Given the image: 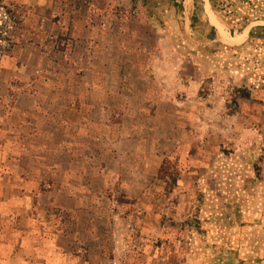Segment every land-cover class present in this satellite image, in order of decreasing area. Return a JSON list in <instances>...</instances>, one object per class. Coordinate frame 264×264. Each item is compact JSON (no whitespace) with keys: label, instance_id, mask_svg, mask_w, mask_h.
Returning <instances> with one entry per match:
<instances>
[{"label":"rangeland","instance_id":"374dc122","mask_svg":"<svg viewBox=\"0 0 264 264\" xmlns=\"http://www.w3.org/2000/svg\"><path fill=\"white\" fill-rule=\"evenodd\" d=\"M175 1L179 0H0V130L21 131L12 140L0 132V147L9 140L8 149H24L31 141L27 136L31 120L17 119L15 112L31 108L35 100L44 103L40 97L44 86L31 84L36 73L52 82L60 74L67 86L78 83L89 98L96 54L107 70L111 64L103 61L107 53L114 59L128 55L161 59L160 78L153 80L146 65L131 82L126 81L135 93L118 97L133 106L141 101L135 90L149 86L154 91L151 85L157 82L165 86L168 105L188 115L195 111L198 118L192 123L189 118L184 123L176 120L164 140L154 134L141 136L139 144L147 154L164 152L151 166L152 176L132 177L144 187L141 195L122 191L116 172L108 187L96 191L104 207L88 208L90 213L118 212L117 206L106 201L109 197L116 205L125 204L118 213L126 214V222L121 221L125 223L120 233L122 254L102 250L108 239L97 238L93 245L102 254L96 255V264H264V0H210L215 22L224 32L252 33L241 47L210 33L201 0H180V8ZM149 11L156 21L149 19ZM182 12L193 24L191 29H184ZM164 59L173 60L179 68L172 73ZM20 65L24 69L13 77L11 70ZM100 80L94 83L108 86L109 79ZM114 81L118 86L123 79ZM190 87L196 89L194 94ZM48 88L49 84L43 95L49 94ZM245 90L249 99L241 98ZM102 99L100 110L86 111L84 121L73 129L71 123L60 121V109L51 114L57 123L51 127L54 133L66 128L83 133L76 160L87 175L97 176L106 166L91 146L114 150L122 130L115 124L122 115L111 109L120 108V102ZM191 99H199V104ZM148 104L146 113L156 112L153 102ZM70 107L74 109L76 103L71 101ZM135 112L134 106L127 114L133 117ZM162 141L168 145L165 150H161ZM61 143L57 138L50 147L56 157L44 161V168L64 164V159L59 160L65 148ZM48 150L41 147L39 156L46 159ZM149 158L145 165H150ZM75 165L71 170L79 174L81 169ZM38 212L48 215L42 209ZM71 213L53 209L50 215L63 222ZM105 226L109 229L107 221ZM63 228L72 233L71 222ZM124 253L129 256L126 263Z\"/></svg>","mask_w":264,"mask_h":264},{"label":"crops","instance_id":"0c3cea01","mask_svg":"<svg viewBox=\"0 0 264 264\" xmlns=\"http://www.w3.org/2000/svg\"><path fill=\"white\" fill-rule=\"evenodd\" d=\"M201 3L203 19L206 20L210 33L214 32L216 38L221 36L217 28L211 23V19L213 22L216 20L210 0H207V5L203 3V0H201ZM182 16L184 18V29H191L190 19L185 17L184 12H182ZM218 26L223 30L220 25ZM226 33L229 37L227 41L236 47L246 44L252 34L247 32L243 35V30L234 36L230 32L226 31ZM208 42L217 43L218 40L208 39ZM107 55L103 61L111 63V69L109 67L108 70L102 68L104 67L103 64L100 65L99 55L96 54L94 57L96 64L90 70L92 83L89 85V98L85 96L83 87L78 83L67 86V79L60 74L57 75L59 78H55L56 81L52 82L49 79L38 78L36 73L31 84L39 83V87L44 86L43 91H45L47 84L51 87V89H47L48 95H43V91L40 95L44 105L35 100L31 108L24 109L25 111L20 109L21 111L15 112L17 119L19 117H29V120H31L29 124L31 131L27 134L28 139L31 141L24 149H12V147L8 149L9 140H6V143L0 147V164L4 165L0 168V264H96L98 261L96 255H100L101 252L96 249L93 243L97 238L103 237H107L108 243L106 247L101 245L102 250H108L115 255L116 252L122 254L123 250L120 248V243L123 239L120 233L124 232L123 225L125 226V223L121 221L124 219V222H126V214L121 217L118 212L124 210L123 205L125 204L117 203L116 205L112 198L108 197L106 201L110 202L113 207L117 206L118 212L109 209L105 213L103 209V211L90 213L88 208L94 209L96 205L104 207L103 201L96 191L102 186L108 187L109 178L113 172H116L119 174L118 178L120 176L119 182L122 181L117 186L122 191L128 193L133 190L132 193L135 192V194L141 195L144 187L139 185L138 182L136 183L135 178L132 180V177L137 175L140 178L152 176L155 169L151 166L156 164L164 154L162 151L159 155L147 154L139 144V142H142L141 136L143 134L148 136L154 134L162 136L164 140L165 135L170 133L169 128L176 120L179 123H184L189 118L192 123L195 118H198L195 111L193 114L188 115L187 111H182V108L168 105L167 93L163 88L165 86L158 85L156 80L154 81L156 84L151 85L154 91L149 86L135 90L139 94L137 97L141 99L139 103L131 106L125 100L120 99L119 97H122L123 94L135 93L126 81L132 77L135 78L136 71L143 69L146 65L151 68L150 72L153 80L157 77L160 78L162 76V60L151 56L131 57L130 55L126 59H119V57L114 59L110 56V53H107ZM120 62H125L124 66H121ZM163 62L167 63V67L172 73L179 68L173 60L164 59ZM23 69V65L16 66L11 70V74L16 77ZM99 79H101V82L103 79H109L108 86L94 83ZM114 79H123V81H120L116 86V83L113 85ZM189 92L194 94L196 89L190 87ZM102 98L110 104L120 102V108L115 109V107L110 106L113 110H119L122 120L124 117L125 119L115 123L117 126H121L122 130L114 140V150L105 152L91 146L90 150L100 157L102 156L106 166L97 176L95 174L87 175L85 174L87 171L80 167L82 163L78 159L76 160L78 158L76 149H79V143L83 142V133H71L68 128L64 132L54 133L56 131L53 132L51 127H54L57 123L56 120H52L51 114H53V110L56 112L60 109V121L71 123V129H73L74 126L84 121L86 111L100 110V106L103 104L101 103ZM249 98L250 94L247 99ZM191 100L193 104H199V99ZM71 101L76 103L74 109L70 107ZM149 102H153L156 112L146 113L148 112ZM55 105L57 108H55ZM134 106L136 112L132 117L127 113ZM193 106L192 110L196 108V105ZM176 110L178 111L176 112ZM10 122L13 126H17L16 119L11 118ZM115 124L112 122L111 125ZM13 129L7 132L0 130V132L7 135L10 140L14 137L17 139L21 131L16 128L15 131ZM57 138L62 141L61 144L65 147L64 152L59 154V160L64 159V164L56 162L44 168L42 166L44 161L49 163L55 160L56 153L50 147L56 143ZM162 143L161 150H165L168 145L164 141ZM41 147L49 148L48 158L47 156L46 159L39 156ZM148 158L151 159L149 166L144 164ZM74 163L76 164L75 167L79 166L81 169L79 174L77 171L73 173L71 170ZM113 166L115 167L113 168ZM40 209L47 211L48 215L41 216L38 212ZM53 209L67 210L72 212V216L63 220V222H56L55 218L52 219L50 215ZM106 221L109 224V229H106L105 226V230L103 227ZM66 222H71V227H73L71 234L63 228ZM112 222L113 224H111ZM70 237L75 240L73 241ZM123 256L125 263L128 262V254L124 253Z\"/></svg>","mask_w":264,"mask_h":264},{"label":"trees","instance_id":"16d2710c","mask_svg":"<svg viewBox=\"0 0 264 264\" xmlns=\"http://www.w3.org/2000/svg\"><path fill=\"white\" fill-rule=\"evenodd\" d=\"M182 1V0H181ZM181 2H180V0L178 1V2H176L175 1V3H174V5L175 6H177V8L179 7H181ZM148 17H149V19L151 20V21H156L157 19H156V17H155V14L153 13V12H151V11H149V13H148ZM180 20L182 21L183 20V17H181L180 16ZM191 26H193V24H191ZM241 32V30L240 29H238V30H236V31H231L230 32V34L232 35V36H234V35H237L238 33H240ZM249 97V93L245 90V91H243L242 92V96H241V98H245V99H247Z\"/></svg>","mask_w":264,"mask_h":264},{"label":"water","instance_id":"95a60500","mask_svg":"<svg viewBox=\"0 0 264 264\" xmlns=\"http://www.w3.org/2000/svg\"><path fill=\"white\" fill-rule=\"evenodd\" d=\"M203 3L205 4V5H207V0H203ZM211 23H212V25L214 26V27H216L217 28V31H218V33H219V35H221V36H223L224 38H228L229 39V37H228V34L226 33V32H224L215 22H213V20L211 19ZM248 32V30L247 31H245L244 32V35L246 34Z\"/></svg>","mask_w":264,"mask_h":264},{"label":"bare ground","instance_id":"6f19581e","mask_svg":"<svg viewBox=\"0 0 264 264\" xmlns=\"http://www.w3.org/2000/svg\"><path fill=\"white\" fill-rule=\"evenodd\" d=\"M243 35H244V33H243ZM236 39V38H235Z\"/></svg>","mask_w":264,"mask_h":264}]
</instances>
